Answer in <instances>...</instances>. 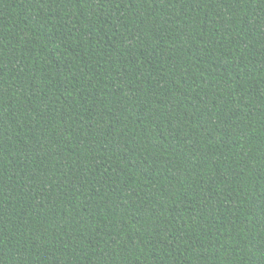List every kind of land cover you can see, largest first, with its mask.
<instances>
[{"label": "trees", "instance_id": "1", "mask_svg": "<svg viewBox=\"0 0 264 264\" xmlns=\"http://www.w3.org/2000/svg\"><path fill=\"white\" fill-rule=\"evenodd\" d=\"M0 264H264V0H0Z\"/></svg>", "mask_w": 264, "mask_h": 264}]
</instances>
